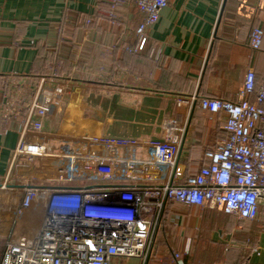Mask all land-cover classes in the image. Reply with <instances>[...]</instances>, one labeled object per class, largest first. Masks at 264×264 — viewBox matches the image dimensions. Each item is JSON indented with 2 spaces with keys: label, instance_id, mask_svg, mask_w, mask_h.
<instances>
[{
  "label": "crops",
  "instance_id": "0c3cea01",
  "mask_svg": "<svg viewBox=\"0 0 264 264\" xmlns=\"http://www.w3.org/2000/svg\"><path fill=\"white\" fill-rule=\"evenodd\" d=\"M108 9L101 0H0V259L7 242L32 239L43 223L44 195L18 217L21 190L1 188L41 77L73 86L62 113L43 119L46 133L162 140L173 119L186 128L178 158L185 175L225 139V116L198 103L177 109L176 98L236 102L249 68L264 82V39L257 52L249 45L253 28L264 31V0H168L142 49L135 2L113 17ZM167 213L175 241L144 264H178L175 253L183 264H264V206L252 221L209 206L172 204Z\"/></svg>",
  "mask_w": 264,
  "mask_h": 264
},
{
  "label": "built area",
  "instance_id": "2783aa9c",
  "mask_svg": "<svg viewBox=\"0 0 264 264\" xmlns=\"http://www.w3.org/2000/svg\"><path fill=\"white\" fill-rule=\"evenodd\" d=\"M101 1L113 17L127 0ZM133 1L144 16L135 31L142 49L168 0ZM263 39L264 31L253 28L250 48L259 51ZM72 92L68 80L45 76L29 101V117L1 188L21 190L18 217L44 195L43 223L32 239L7 242L0 264H116L128 259L144 264L170 202L207 205L238 220L258 218L264 206V82L256 86L253 68L236 102L176 98L178 107L198 103L205 112L225 116V139L205 151L201 168L192 175L178 165L186 128L175 120L163 123L162 140L46 133L43 119L62 113ZM15 179L17 186L9 185ZM174 257L183 264L180 254Z\"/></svg>",
  "mask_w": 264,
  "mask_h": 264
},
{
  "label": "rangeland",
  "instance_id": "374dc122",
  "mask_svg": "<svg viewBox=\"0 0 264 264\" xmlns=\"http://www.w3.org/2000/svg\"><path fill=\"white\" fill-rule=\"evenodd\" d=\"M176 108L178 109L179 107L175 104ZM168 120H173V119H168ZM154 214V211L151 210L149 212V216L151 217ZM165 225V226H164ZM171 239L170 242L175 241V232L173 233V229H171L168 225L164 224V222L160 225H158L157 229L154 232V235L151 240V247L150 251L152 254L157 255V250H160V248H163L162 246L166 245L167 241ZM155 252V253H154ZM172 254H174L172 252ZM156 257V256H155Z\"/></svg>",
  "mask_w": 264,
  "mask_h": 264
},
{
  "label": "trees",
  "instance_id": "16d2710c",
  "mask_svg": "<svg viewBox=\"0 0 264 264\" xmlns=\"http://www.w3.org/2000/svg\"><path fill=\"white\" fill-rule=\"evenodd\" d=\"M256 86H259L258 84H257V82H256ZM253 101V100H252ZM172 204H180V203H176V202H170V203H168V205L166 206V208H165V210H164V212H163V217H162V220H161V223L160 224H162L163 222H164V224H166V221H168V217L166 216V214H168L167 213V209L169 208V207H171V205ZM204 206H207V205H204ZM203 207V206H202ZM243 221V220H242ZM244 221H252V220H244ZM165 226V225H164Z\"/></svg>",
  "mask_w": 264,
  "mask_h": 264
},
{
  "label": "water",
  "instance_id": "95a60500",
  "mask_svg": "<svg viewBox=\"0 0 264 264\" xmlns=\"http://www.w3.org/2000/svg\"><path fill=\"white\" fill-rule=\"evenodd\" d=\"M196 104H194V106H195ZM194 106H193V108H194ZM180 155V154H179Z\"/></svg>",
  "mask_w": 264,
  "mask_h": 264
}]
</instances>
